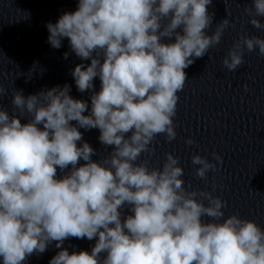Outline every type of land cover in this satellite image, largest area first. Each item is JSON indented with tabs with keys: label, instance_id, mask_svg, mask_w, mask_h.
<instances>
[{
	"label": "clouds",
	"instance_id": "obj_1",
	"mask_svg": "<svg viewBox=\"0 0 264 264\" xmlns=\"http://www.w3.org/2000/svg\"><path fill=\"white\" fill-rule=\"evenodd\" d=\"M211 3L78 0L77 10L47 23L52 48L67 38L77 57L91 61L71 72L79 92H92L91 108L74 99L65 84L27 97L15 91L13 115L0 110L3 264H23L53 242L61 250L49 264H264V229L255 220L238 214L224 218L226 201L207 190H190V184L186 188L184 169L172 153H165L162 167L149 166L156 138L176 139L174 117L188 80L185 69L235 27L225 18L207 34L215 16L208 11ZM244 13L264 30L258 19L264 17V0H252ZM257 50L264 57V38L240 35L222 66L235 72L245 63V52ZM25 114L30 118L22 124L19 117ZM79 128L99 129L98 140L112 151L93 161L97 150L87 142L78 146ZM142 154H147L143 160ZM212 156L222 163L221 156ZM191 163L205 181L209 171L219 170L199 154ZM126 207L131 214L125 218ZM69 238L96 242L91 252L70 254L62 248Z\"/></svg>",
	"mask_w": 264,
	"mask_h": 264
}]
</instances>
